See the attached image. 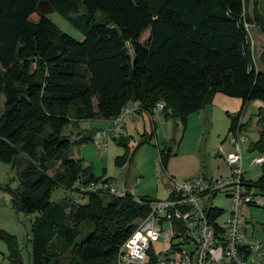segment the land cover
Segmentation results:
<instances>
[{"label": "trees", "instance_id": "16d2710c", "mask_svg": "<svg viewBox=\"0 0 264 264\" xmlns=\"http://www.w3.org/2000/svg\"><path fill=\"white\" fill-rule=\"evenodd\" d=\"M248 2L0 0V96L5 98L0 162L21 158L19 186L8 188L15 208L36 215L32 264H55L59 245L71 250L76 264H115L121 245L156 200L131 192L124 197L90 192L77 202L79 188L104 175L96 176L82 158L71 156L74 143L94 142L96 134L72 141L64 134L67 126L115 120L131 102L153 114L164 101L165 119L179 118L186 128L189 115L221 93L242 101L230 115L232 133L247 104L264 101V70L257 67L250 33L256 24L264 30V20ZM49 12L67 19L82 37L61 30ZM261 60L264 64V47ZM240 129H245L242 121ZM154 135L144 132L133 149L121 139L128 149L115 163L131 162ZM250 149L264 153V126ZM160 156L166 167L169 155L160 150ZM249 182L264 189V171ZM58 187L73 195L53 202ZM208 213L216 219L224 212ZM0 236L13 243L14 236L3 231ZM12 251L11 264H23Z\"/></svg>", "mask_w": 264, "mask_h": 264}, {"label": "rangeland", "instance_id": "374dc122", "mask_svg": "<svg viewBox=\"0 0 264 264\" xmlns=\"http://www.w3.org/2000/svg\"><path fill=\"white\" fill-rule=\"evenodd\" d=\"M248 4L250 11L252 12L255 7L264 20V0H249ZM47 15L65 33L77 40L82 37V32L57 12H49ZM250 33L257 67L264 70L261 60L264 30L260 24H256L250 26ZM148 37L149 31L143 34L141 40L144 42ZM219 95L231 102L225 103L222 99H217L212 105L189 115L186 128L179 118L170 116L162 120L158 115L155 116V123L148 121L147 117L145 121L139 118L133 120L132 115H128L125 119L126 127H122L118 134L113 133V128L116 127L114 120L97 118L82 120L79 125L71 124L65 128L64 134L72 141L78 139L81 134H96V131H99L102 135L99 143L95 141L81 145L74 143L71 156L74 159L82 158L84 166H91L96 176L109 177L117 193L127 190L135 196H146L150 199L165 200L169 196L173 183L171 177L179 182L199 175L214 179L226 178L231 174V166L227 163L228 154L236 150L229 132L230 115H236L240 107L239 104H235L237 101L239 103V98L221 93ZM258 101L260 100L250 102L242 120L245 124L244 135L247 136L241 147L243 169L247 171L245 176L251 180H257L264 171L261 164L250 168L252 159L264 155L258 149H250L251 144L259 139L264 126V120H260L261 116H264V111L260 114L264 108L260 109ZM4 102L5 98L1 95L0 115L4 110ZM145 130L149 133L155 131L151 143L142 145L131 162L118 166L115 163L116 157L124 155L128 149L119 141L127 138L129 148L133 149L142 141ZM160 150L169 155L166 167L163 166ZM20 159L17 158L12 164L0 162V232L14 236L11 239L13 243L0 236V264H11L13 248L23 264H32L31 224L36 215L15 208L9 190L19 186ZM72 195V192L58 187L53 191L51 200L60 202ZM212 204L226 211L221 217L223 220L231 210L232 201L224 192H220L212 199ZM242 213V223L250 221L249 229L252 223L264 225V208H244ZM160 241L159 245L163 239ZM55 252H57L55 264H76L70 249H62L59 245Z\"/></svg>", "mask_w": 264, "mask_h": 264}, {"label": "built area", "instance_id": "2783aa9c", "mask_svg": "<svg viewBox=\"0 0 264 264\" xmlns=\"http://www.w3.org/2000/svg\"><path fill=\"white\" fill-rule=\"evenodd\" d=\"M164 101L155 105L154 112L163 111ZM137 102L124 106L114 120L113 133H120L128 115L143 112ZM237 127L232 132L235 152L228 154L231 174L214 179L205 175L179 182L171 177V194L165 200H153L150 213L137 222L132 234L121 245L115 264H264V225L250 221L242 223L244 208H264V189L245 180L242 143L247 140L244 131ZM112 133V134H113ZM102 137L97 133L95 142ZM264 155L251 161L250 167L263 165ZM124 197L129 191L117 193L109 178L82 185L77 202L87 193ZM220 192L232 201L226 211L212 204ZM223 210V214L211 219L208 211ZM163 239L162 244L160 240Z\"/></svg>", "mask_w": 264, "mask_h": 264}, {"label": "crops", "instance_id": "0c3cea01", "mask_svg": "<svg viewBox=\"0 0 264 264\" xmlns=\"http://www.w3.org/2000/svg\"><path fill=\"white\" fill-rule=\"evenodd\" d=\"M220 93H217L216 94V96H215V98H214V101H217V99L218 100H223L225 103H228V102H231V101H229L228 99H226V98H224V97H220V95H219ZM213 101V102H214ZM132 103V102H131ZM130 104V103H129ZM235 104H239V107L241 108V104H242V101H241V99H239V103H238V101H237V103H235ZM249 104L250 103H248L247 104V106H246V108H245V111H246V109H247V107L249 106ZM258 106L259 107H261V108H264V101H258ZM240 108H239V110H240ZM238 110V111H239ZM245 111L243 112V115H242V120H243V117H244V114H245ZM264 111V110H263ZM156 115H158L159 116V118L160 119H162V120H165V117H164V113H163V111H156V112H154L153 114H150V113H148V112H146V111H143V112H139V113H137V114H135V115H132L131 117L133 118V120H135V119H141V120H143V121H145V119H146V117L148 118V121L150 120L151 122H154L155 123V116ZM127 117V116H126ZM126 117H125V119H126ZM125 119H124V126L126 127V121H125ZM110 121H113V120H110ZM242 122H244V121H242ZM123 126V127H124ZM145 132H147L146 130H145ZM97 133H100L99 131H96V134ZM251 168V167H250ZM253 168V167H252ZM245 173H247V171H245L244 170V178H245V180H247V181H253V180H251V179H249V178H247L246 176H245ZM106 177V176H105ZM107 178H109V177H107ZM127 187H130V186H127ZM171 190H172V187H171ZM171 190H170V192H171Z\"/></svg>", "mask_w": 264, "mask_h": 264}]
</instances>
